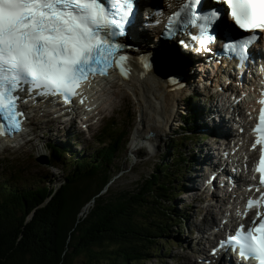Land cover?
I'll use <instances>...</instances> for the list:
<instances>
[{"label":"trees","instance_id":"obj_1","mask_svg":"<svg viewBox=\"0 0 264 264\" xmlns=\"http://www.w3.org/2000/svg\"><path fill=\"white\" fill-rule=\"evenodd\" d=\"M181 65L175 62L176 68ZM190 107L188 119H181L183 136L198 120ZM175 132L164 158L131 190L104 189L112 160L129 136L116 121L102 129L99 146L89 154L74 156L65 146L48 143L49 165L62 173L56 186L42 179L46 173L32 181L23 176L13 166L22 159L0 161L8 171L0 177V264H138L159 256V242L182 222L175 197L187 188V181L181 182L187 137ZM175 138L182 142L171 143Z\"/></svg>","mask_w":264,"mask_h":264},{"label":"snow or ice","instance_id":"obj_2","mask_svg":"<svg viewBox=\"0 0 264 264\" xmlns=\"http://www.w3.org/2000/svg\"><path fill=\"white\" fill-rule=\"evenodd\" d=\"M211 5L205 8V4ZM225 5L227 7H225ZM178 10L168 19L176 31L195 27L201 48L216 37V28L225 18L238 30L249 35L240 41H229L224 48L233 58H243L256 33H264V0H177ZM133 0H0V120L17 128L20 93L41 90L45 95H78L77 88L97 72L106 75L115 62L123 72L126 57L116 56L122 45L113 42L122 35V26L129 18ZM203 9V10H200ZM264 97V92L261 93ZM261 104L257 144H264V98ZM256 171L264 186V148ZM264 201L249 200L251 209ZM260 213L253 227L236 230L223 247L238 251L244 259L264 264V219ZM259 219V224H256Z\"/></svg>","mask_w":264,"mask_h":264},{"label":"rangeland","instance_id":"obj_3","mask_svg":"<svg viewBox=\"0 0 264 264\" xmlns=\"http://www.w3.org/2000/svg\"><path fill=\"white\" fill-rule=\"evenodd\" d=\"M151 31L150 34L152 33ZM147 36L150 37L148 33ZM151 38L155 39L154 37ZM139 43H143V40L141 39ZM151 49L152 48H149V50ZM195 75H197V73H194L193 77H196ZM120 82L111 89H107V92L104 93L103 97L106 102L100 98L101 104H104V106H108V109H106L107 112L103 113V119L108 115L113 114L110 118H107L105 120L102 119L103 121L101 120L98 124L87 126L86 131L83 132L80 126H76L75 123L71 122V120H68L69 117L62 116L60 117L62 120H66L67 124L72 125L71 131L68 132L67 127L57 124V122L54 121H44L39 122L37 124H33L35 122L42 121V114L41 112H36L34 114L32 113V120H30V124L28 127V129L32 131L31 138L27 140L25 145L23 146L17 148L8 147L5 150L0 149V160L3 163H9V161L12 162L15 159H22L18 163H13V166H16L18 169H20L22 171L23 176L28 177V179L32 181L31 179L32 177H35V175L37 176L46 173L48 178L42 179L52 180L54 181L53 185L56 186L58 184V181L62 178V173L60 172V170L52 167L51 165L48 166L34 161L32 156H37L39 161L45 163V143H50L52 145H63L69 150V153L74 156L75 154L79 155L82 153L89 154L91 151H93L96 147L99 146V144L95 140L94 135L98 133V131L106 123V121H108L109 119H114L117 123L123 125L125 130L129 131V136L125 138L126 140H124V142L120 146L119 151L115 154L112 160L110 167L112 176L109 183L106 184L104 189H108L106 192L116 191L120 189L131 190L137 182H139L141 179L145 178L150 174L155 163L164 158L165 147L167 146L169 138L173 135V133H176L175 131H177V137L183 136L180 132V128H176L178 122L180 124L179 120L176 121V119L179 118V110L182 109L180 114L184 115V112L189 113L187 109L184 108V106L188 104H195L199 106L202 111H204L205 106L202 104L204 101H206V95L208 93L206 91H201L196 81L192 82V84L188 86L190 87V91L187 93H191V97H185L183 95V99H181L180 101L178 100L179 103H181V108L178 107L179 110L176 113V119L174 118L175 123H172L173 125L171 124L172 126L167 128L166 131L161 135L158 134L159 137L157 141L153 143L154 145L150 151L143 147L136 148L135 150L133 149L135 145L131 140L135 136L136 131L138 129L137 126L140 122V107L138 106L137 99L135 98L131 89L125 87ZM179 103L177 102L175 104V108H177ZM149 104L151 105L152 102H149ZM209 104L210 103L207 101V105ZM111 105H113L115 110L110 108ZM127 111L128 113L126 115ZM125 123H127L128 126H126ZM34 127H36L35 131L33 130ZM209 135L212 134L209 133ZM201 137V135L195 132H190L188 134L187 139L185 140L186 145L181 146V148H183L187 152L188 156L193 155V157L196 158L197 152L199 153L207 146L206 143L209 142V139H201ZM176 141L182 142L180 138H175L171 141V143H175ZM131 144L133 147H131ZM206 148L209 151L208 154H210L209 148ZM177 153H179V150ZM203 154L204 153L201 154V152L199 153L201 161L200 163L197 162L194 165L195 168H192L193 171H191V164L189 165L188 161L186 164L183 165V179L181 182L184 184L185 180L187 181V187H190V194L184 192L180 195L179 192L175 197V207L179 209L180 213L181 210H184L187 207L186 211H183V213L187 214V218L190 219L187 221V218L184 215V219L181 223L177 224L176 227L180 228L181 230L179 231L178 229L174 228L173 231L170 232L169 236H167L166 240L159 242V245L162 247V252L159 256L156 257L155 255H153L149 260L145 262L143 261L138 264H187L186 262L188 261V258L191 257L194 250H197L196 248L199 244V241L204 244L201 247H205L208 244V242L201 240L200 235L198 233L199 230L201 231L203 229H207L206 223L202 222V218L203 221L206 220L204 217L206 212L205 207L207 206V201L204 204H200L196 199H193L194 196L199 194L200 192L198 184L201 182V177L203 173L202 168H205V166H207L203 161L209 162L210 158L208 154ZM171 155L177 157L176 152H172ZM190 162H194V160L190 159ZM1 166L2 165H0V177L2 176V173L8 174V171L6 169L2 170ZM191 177L195 178V182L193 185L189 182V178ZM192 178L190 179L191 181L193 180ZM206 178L207 174L205 175V179ZM45 183L48 184L47 181ZM104 189L102 191H105ZM178 200L180 202L177 204ZM88 207V204L84 205L80 212V215L83 212L87 211ZM208 207L211 209L214 206ZM210 212L212 213V215L216 214L217 209L214 208L213 210H210ZM206 214L208 213L206 212ZM213 220L214 219H212V222ZM180 247H183V249H181Z\"/></svg>","mask_w":264,"mask_h":264},{"label":"bare ground","instance_id":"obj_4","mask_svg":"<svg viewBox=\"0 0 264 264\" xmlns=\"http://www.w3.org/2000/svg\"><path fill=\"white\" fill-rule=\"evenodd\" d=\"M150 31L151 30H144V28L142 29L141 33L143 32V37L141 38L143 40V43H139L140 46H144L145 45V40L148 38L147 33L150 35ZM151 32H155L154 30ZM170 44H173L172 42ZM162 47L164 48V45H161V50ZM135 47L131 48V49H127L126 51L128 53H134L136 51V49H134ZM154 48V47H153ZM176 49H178L179 51H182L181 48H179L178 46H176ZM159 49H156V53L159 56L160 59H163L165 62V66H166V72L170 73L172 72V64L168 61L166 54L161 51ZM184 54H186L184 51H182ZM154 60L151 62L150 65H147L146 67L142 68L141 63L135 58L133 57L131 59L132 63H133V67L132 70L133 72H141L142 76H138L139 74H136L135 76L131 77L130 79H120L118 76H114V80L111 83L110 81H104L101 82L100 80L95 84L96 86L98 85L99 87L101 86V90L103 92H107V89H111L112 87H114L116 84H118L120 81L121 84H123L125 87H128L129 89H131L132 93L134 94L135 98L137 99V104L140 107L139 111L141 113V118H140V122L137 126V131L135 136L133 137V139L131 140L135 147L133 149L136 150V148H146L148 151H150L153 147V143L155 141H157L159 135H161L162 133H164L166 131L167 128H169L170 126H172L175 122H174V118L176 116L177 111L179 110V108H181L179 101L181 99H183V95L190 91V87H186L183 88L182 86H180L179 84H174L173 80H170L169 83H167L166 78L165 77H161L159 74L160 70H158L156 68V62L155 59H158L155 55L153 56ZM170 69V70H168ZM115 72V70H114ZM198 73H200V71H197ZM113 73V72H112ZM153 75V76H151ZM101 79V78H100ZM214 80L213 86H215V88H217L218 93L216 94H211L209 95L210 98H214L216 99V101L218 102L219 99L226 97L225 93L226 91L229 90H233V88H228V87H224L221 86L220 83L218 84V79ZM92 83V82H91ZM189 86V85H186ZM243 91V90H241ZM179 97V98H178ZM218 97V98H217ZM91 98H89L90 101ZM179 100V101H178ZM149 102L152 104L150 105ZM179 103L177 108H175V104ZM44 104V106L48 107L50 110H52L55 106V104L53 102H50L48 100L42 102ZM212 108H215L214 105H211ZM77 109V107H75ZM182 110V109H181ZM181 110H179L181 112ZM180 112H178V116L180 115ZM176 119V118H175ZM178 119H176V121H178ZM44 121H54L57 122V124L63 125L64 127H67L68 132L71 131V124H67L66 120H62L60 117H50L49 115H43L42 116V121H38L35 122L33 124H37L39 122H44ZM173 123V124H172ZM214 125H212V124ZM172 124V125H171ZM205 128H209L212 130V136H215L213 134V132H222V133H228L229 132V128H228V123L227 120L225 119H220L218 122H215L213 120H209L205 123ZM33 130H36V127L33 128ZM147 131V132H146ZM159 134V135H158ZM216 140V138H214ZM10 141L11 143H13V141L11 140H7ZM15 141V139H14ZM213 141V139H212ZM210 142V141H209ZM229 143V139H226L225 144ZM131 147L132 144H131ZM208 147V145L206 146ZM204 148L202 151L200 152H205V154H208L209 151L207 148ZM7 148V144L6 142L0 140V149L4 150ZM202 154V153H201ZM208 156H210V154H208ZM201 161V157L198 155V158L194 160V165ZM207 166L211 167V163L210 162H206L203 161ZM198 166V165H197ZM195 168V166H194ZM201 172V170H200ZM203 172V170H202ZM203 175V173H202ZM192 178V177H191ZM191 178H189V182L190 184H194L195 182V178L193 177L192 181L190 180ZM201 186H203V184H201ZM190 188V187H189ZM189 192V191H187ZM194 196V195H193ZM213 197H215V200H212L210 203L207 204V206L205 207V210L208 214H206L205 212V221H209L212 223V225L216 224V221L213 220L212 222V213L210 212V210H213L214 208L221 210L222 206L225 204L224 200H218V197L212 195ZM193 199H196L198 202H202L206 199V197H204L203 195H195ZM208 206H214L211 209ZM202 208V207H201ZM208 215V217H207ZM200 232V230H199ZM198 236V235H197ZM201 239L203 238L202 235H200ZM210 237H208L209 239ZM198 242V241H197ZM201 256H204L203 253L200 254ZM188 264H200V263H189L188 261L186 262Z\"/></svg>","mask_w":264,"mask_h":264},{"label":"water","instance_id":"obj_5","mask_svg":"<svg viewBox=\"0 0 264 264\" xmlns=\"http://www.w3.org/2000/svg\"><path fill=\"white\" fill-rule=\"evenodd\" d=\"M45 163L48 164V159L47 158L45 159Z\"/></svg>","mask_w":264,"mask_h":264}]
</instances>
